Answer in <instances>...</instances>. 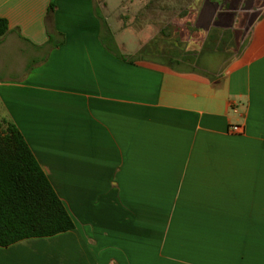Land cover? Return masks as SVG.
<instances>
[{
  "label": "crops",
  "instance_id": "0c3cea01",
  "mask_svg": "<svg viewBox=\"0 0 264 264\" xmlns=\"http://www.w3.org/2000/svg\"><path fill=\"white\" fill-rule=\"evenodd\" d=\"M150 4L0 0V133L19 128L76 224L0 264H264V0H193L119 52Z\"/></svg>",
  "mask_w": 264,
  "mask_h": 264
},
{
  "label": "trees",
  "instance_id": "16d2710c",
  "mask_svg": "<svg viewBox=\"0 0 264 264\" xmlns=\"http://www.w3.org/2000/svg\"><path fill=\"white\" fill-rule=\"evenodd\" d=\"M53 8L54 4H51ZM183 10L186 15L187 9ZM8 29V21L0 17V38ZM166 29L163 28L162 33L168 36ZM49 41L57 46L62 40L53 41L50 35ZM225 44L226 41L221 39L217 48H223ZM107 47L114 50L110 45ZM183 52L178 60L198 64V60L195 61L198 57L193 59L191 56L193 51ZM75 226L73 217L25 137L14 123L7 122L5 131L0 133V246L32 237L54 236Z\"/></svg>",
  "mask_w": 264,
  "mask_h": 264
},
{
  "label": "rangeland",
  "instance_id": "374dc122",
  "mask_svg": "<svg viewBox=\"0 0 264 264\" xmlns=\"http://www.w3.org/2000/svg\"><path fill=\"white\" fill-rule=\"evenodd\" d=\"M103 1V0H99ZM108 2H114V1H121V0H105ZM193 0H149L151 3L150 5L153 6L152 9H149L146 15V21H147V29L146 33L142 35L140 38L138 33H136L134 30H128L120 27L118 24L123 23L125 19L121 17L120 20H117L115 24H117L119 27L117 28V45L114 46L115 49H117L121 53H128L129 51H133L137 48H139L141 45H143L146 42V38L148 40H151L155 35L161 32V29L167 28L168 30V36L175 31V20L183 18L184 15V8L186 6H189L190 3H192ZM158 5V6H157ZM160 6V7H159ZM158 7V8H155ZM107 12V11H106ZM110 13V12H109ZM108 14V12H107ZM120 16V15H119ZM182 21V20H181ZM113 17L110 15V24H113ZM159 23L158 28H155V24ZM184 29L186 30V25L184 26ZM175 37V36H174ZM145 38V39H144ZM171 40V42H170ZM168 43L171 44L172 39L168 38ZM178 44V42H174L173 44ZM188 42L182 41L179 43L180 50H183L184 47L187 48ZM150 45V43H149ZM154 45V44H151Z\"/></svg>",
  "mask_w": 264,
  "mask_h": 264
},
{
  "label": "built area",
  "instance_id": "2783aa9c",
  "mask_svg": "<svg viewBox=\"0 0 264 264\" xmlns=\"http://www.w3.org/2000/svg\"><path fill=\"white\" fill-rule=\"evenodd\" d=\"M231 131L232 132H236V133H241L242 132V128L239 125H232L231 126Z\"/></svg>",
  "mask_w": 264,
  "mask_h": 264
}]
</instances>
